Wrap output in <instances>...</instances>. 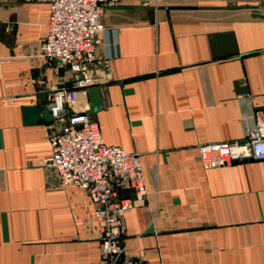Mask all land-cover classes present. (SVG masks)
Returning a JSON list of instances; mask_svg holds the SVG:
<instances>
[{"label": "crops", "instance_id": "crops-1", "mask_svg": "<svg viewBox=\"0 0 264 264\" xmlns=\"http://www.w3.org/2000/svg\"><path fill=\"white\" fill-rule=\"evenodd\" d=\"M152 1L102 3L107 30L76 89L77 74L39 55L48 2L0 0V264H104L87 192L44 164L51 116L24 120L54 86L68 113L97 88L103 140L139 153L146 194L123 213L125 258L264 264V158L205 168L197 150L264 119V0Z\"/></svg>", "mask_w": 264, "mask_h": 264}, {"label": "built area", "instance_id": "built-area-1", "mask_svg": "<svg viewBox=\"0 0 264 264\" xmlns=\"http://www.w3.org/2000/svg\"><path fill=\"white\" fill-rule=\"evenodd\" d=\"M49 4L47 34L39 55L68 66L78 75L74 87L90 85L88 62L107 28L101 22L105 0H44ZM107 63V62H106ZM68 89L54 86L47 109L54 122L49 136L51 153L44 164L54 182L84 189L93 203L92 221L100 237L104 264H163L161 261L125 258L120 240L123 213L146 194L139 153L107 144L85 110L68 113ZM203 167L230 165L244 159L264 158V119L241 140L207 141L197 145ZM128 189L129 194L122 193Z\"/></svg>", "mask_w": 264, "mask_h": 264}, {"label": "water", "instance_id": "water-1", "mask_svg": "<svg viewBox=\"0 0 264 264\" xmlns=\"http://www.w3.org/2000/svg\"><path fill=\"white\" fill-rule=\"evenodd\" d=\"M88 98H89V110L88 114H93L102 108L101 96L100 92L97 88H90L88 90ZM24 120L26 122H36L41 116L48 117L50 113L48 109H40L39 107H26L23 110ZM128 189H124V194L127 195Z\"/></svg>", "mask_w": 264, "mask_h": 264}, {"label": "rangeland", "instance_id": "rangeland-1", "mask_svg": "<svg viewBox=\"0 0 264 264\" xmlns=\"http://www.w3.org/2000/svg\"><path fill=\"white\" fill-rule=\"evenodd\" d=\"M112 0H105L104 2H110ZM114 1V0H113ZM141 2H153L152 0H140ZM155 1H158V2H181V3H184V2H193L194 0H155ZM215 2V1H214ZM216 2H223L225 5H231V6H234V5H240L244 2H247L246 0H218Z\"/></svg>", "mask_w": 264, "mask_h": 264}]
</instances>
